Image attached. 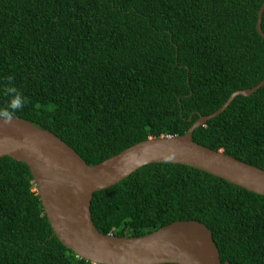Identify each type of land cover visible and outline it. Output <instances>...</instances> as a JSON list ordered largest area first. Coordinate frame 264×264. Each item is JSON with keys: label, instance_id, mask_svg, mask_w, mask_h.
<instances>
[{"label": "trees", "instance_id": "16d2710c", "mask_svg": "<svg viewBox=\"0 0 264 264\" xmlns=\"http://www.w3.org/2000/svg\"><path fill=\"white\" fill-rule=\"evenodd\" d=\"M263 2L0 0V108L12 76L28 100L15 116L89 165L150 137L185 134L264 79ZM192 136L264 169V85ZM91 209L97 229L117 236L199 220L222 264H264V195L190 165H144L96 191ZM0 264H95L54 234L29 166L11 156L0 157Z\"/></svg>", "mask_w": 264, "mask_h": 264}, {"label": "water", "instance_id": "95a60500", "mask_svg": "<svg viewBox=\"0 0 264 264\" xmlns=\"http://www.w3.org/2000/svg\"><path fill=\"white\" fill-rule=\"evenodd\" d=\"M263 13L264 2L257 20V30L264 37ZM263 85L264 79L234 92L185 134L150 137L95 165L53 132L14 116L10 124L0 122V157L11 156L29 166L54 234L82 258L95 264H222L213 231L205 223L178 220L140 236L104 234L93 220L92 199L96 191L154 162L190 165L264 195L263 168L197 143L192 136L237 95L249 96Z\"/></svg>", "mask_w": 264, "mask_h": 264}, {"label": "clouds", "instance_id": "9594fccd", "mask_svg": "<svg viewBox=\"0 0 264 264\" xmlns=\"http://www.w3.org/2000/svg\"><path fill=\"white\" fill-rule=\"evenodd\" d=\"M9 86L6 87L5 91L11 96V99L6 106L0 108V122L10 124L18 110L23 109L25 104L28 102L27 97L15 86L13 77H8Z\"/></svg>", "mask_w": 264, "mask_h": 264}]
</instances>
